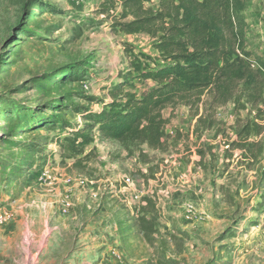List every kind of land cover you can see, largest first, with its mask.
I'll return each instance as SVG.
<instances>
[{
  "label": "rangeland",
  "instance_id": "obj_1",
  "mask_svg": "<svg viewBox=\"0 0 264 264\" xmlns=\"http://www.w3.org/2000/svg\"><path fill=\"white\" fill-rule=\"evenodd\" d=\"M102 2L0 0V264H264V131L250 138L263 145L255 160L224 146L236 140L237 119H254L251 107L216 108L215 126L203 132L195 131L187 107L164 109L165 151L93 133L84 148L91 156L80 167L64 157L63 138L73 129L13 133L15 118L34 125L55 116L81 126L71 110L58 113L47 104L64 96L98 113L101 105L76 94L108 101L132 56L164 65L147 36L112 31L119 8L103 13ZM144 4L156 9L157 0ZM242 15L247 48L264 61V0H249ZM75 68L81 82H56ZM133 84L138 97L153 85ZM259 109L256 122L264 128ZM36 139L35 155L22 149ZM17 167L21 175L13 173ZM143 197L156 203L146 214L158 229L149 243L134 225Z\"/></svg>",
  "mask_w": 264,
  "mask_h": 264
},
{
  "label": "trees",
  "instance_id": "obj_2",
  "mask_svg": "<svg viewBox=\"0 0 264 264\" xmlns=\"http://www.w3.org/2000/svg\"><path fill=\"white\" fill-rule=\"evenodd\" d=\"M249 0H157L153 9L144 0H103L101 11L116 10L112 31L124 35H145L154 41L153 48L162 66H151L132 56L129 72L123 81L108 91L109 100L77 93L75 98L89 105L99 104L102 109L93 113L89 107L74 105L72 100L62 97L59 104L50 102L47 107L55 112L71 110L82 118L83 124L71 125L55 116L47 120L26 118L12 121L15 130L31 131L66 128L73 133L63 138L64 157L73 159V166L80 167L92 152L84 154V148L93 143V133L100 138L120 144L145 145L152 151H165L169 136L164 132L168 119L162 111L168 107L182 105L197 118L196 132H203L215 126L213 118L216 108L233 103L235 112L251 107L254 119L236 120L233 133L236 140L225 143L229 151H243L245 160L257 159L263 145L251 142L264 131L256 121L260 118L259 106H264V61L247 48V30L243 12ZM146 59V58H145ZM65 73V71L63 72ZM151 82L153 85L141 96L133 91L134 80ZM79 83L83 80L80 68L57 78L56 82ZM133 80V81H132ZM49 83H55L51 81ZM63 101V102H62ZM65 102V103H64ZM203 109L204 114L200 115ZM207 111H210L207 113ZM3 134L0 139H3ZM23 150L35 155L40 149L37 139L31 144H21ZM93 151V150H91ZM227 153V152H226ZM198 156L203 152L198 149ZM15 175H21V167L14 168ZM156 203L143 197L134 207V225L138 233L149 243L158 234V229L147 213L155 212ZM172 239H175L173 236ZM157 264H163L158 261Z\"/></svg>",
  "mask_w": 264,
  "mask_h": 264
},
{
  "label": "built area",
  "instance_id": "obj_3",
  "mask_svg": "<svg viewBox=\"0 0 264 264\" xmlns=\"http://www.w3.org/2000/svg\"><path fill=\"white\" fill-rule=\"evenodd\" d=\"M128 181V180H127ZM189 213H192L193 212V208L192 206L189 207V210H188Z\"/></svg>",
  "mask_w": 264,
  "mask_h": 264
}]
</instances>
